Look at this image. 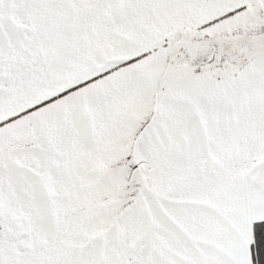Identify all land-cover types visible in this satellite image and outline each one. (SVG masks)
I'll return each mask as SVG.
<instances>
[{"label": "snow or ice", "instance_id": "snow-or-ice-1", "mask_svg": "<svg viewBox=\"0 0 264 264\" xmlns=\"http://www.w3.org/2000/svg\"><path fill=\"white\" fill-rule=\"evenodd\" d=\"M0 264H264V0H0Z\"/></svg>", "mask_w": 264, "mask_h": 264}]
</instances>
